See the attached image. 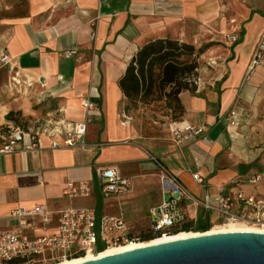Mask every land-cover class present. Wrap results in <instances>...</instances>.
Masks as SVG:
<instances>
[{"label": "crops", "instance_id": "1", "mask_svg": "<svg viewBox=\"0 0 264 264\" xmlns=\"http://www.w3.org/2000/svg\"><path fill=\"white\" fill-rule=\"evenodd\" d=\"M29 3L23 13L0 16V52L12 58L10 65L0 61V144L10 127L30 131L49 114L82 120L81 99L89 93L101 110L88 125L87 148H51L50 139L44 137V149L25 150L26 135L13 153L2 158L0 229L17 225L11 217L14 209L36 204L46 205L53 214L46 228L26 230L32 237L55 233L59 211L68 206H94L99 215L124 216L127 221L149 219V208L164 197L158 171L175 175L198 201L214 200L232 188L264 195V180L257 185L249 182L264 171V58L244 82L252 56L264 42V0ZM221 27L239 35L237 41L230 40V34L225 37L228 47L223 49L212 46ZM163 38L199 47L205 41L212 52L220 53L208 84L179 95L184 107L179 120L204 127L202 135L180 142L173 136L171 119L163 124L154 119L163 133H154L155 126L149 123L145 135L143 120L135 108H128L119 84L139 49ZM197 50L200 65L202 55ZM67 51L73 53L67 57ZM232 110L237 111L235 126L227 120ZM109 167L131 179L130 190L120 197L103 196L98 185L97 176ZM68 179L92 181V194L67 198ZM195 187L199 195L192 193ZM184 204L190 219L200 226L222 220L194 199ZM232 210L242 211V204L236 201Z\"/></svg>", "mask_w": 264, "mask_h": 264}, {"label": "built area", "instance_id": "2", "mask_svg": "<svg viewBox=\"0 0 264 264\" xmlns=\"http://www.w3.org/2000/svg\"><path fill=\"white\" fill-rule=\"evenodd\" d=\"M232 41H237L239 35L232 33ZM73 52L67 51L69 57ZM264 58V42L262 41L254 52L245 81L251 78L255 68ZM3 64H11V56L3 52L0 58ZM213 63H216L213 61ZM15 79V78H14ZM197 77L196 82L198 84ZM84 110L82 120L71 121L64 117H55L49 114L35 128L25 131L21 127H10L7 134L1 135L0 165L5 155L13 153L26 135L29 140L24 144L25 150H41L46 147L45 138L50 139L51 148L80 146L87 148L86 141L88 125L94 113L101 110L99 102L89 93L81 99ZM232 125H238L237 111L232 110L227 117ZM173 136L177 142L186 138L202 135L204 127L191 125L185 121H174ZM58 137H62L59 140ZM198 183L203 179L198 173L193 174ZM164 187L162 201L149 208L148 216L150 228L153 232L173 234L169 229L182 228L190 220L185 207L186 199H194L208 210H215L222 218L221 224L240 223L252 226H264V195H248L242 190L231 189V193L221 192L214 200L198 201L191 196L179 179L165 172L161 176ZM264 180V171L256 174L249 182L259 184ZM101 193L105 197L115 195L120 197L130 190L131 179L122 177L115 167L103 169L97 176ZM94 183L90 180L73 181L68 179L65 183L64 195L67 198L87 197L92 194ZM236 201L242 204V211H233ZM60 212L58 229L55 233L32 237L27 229L35 230L39 225L46 228L51 223L52 211L43 204L33 207H18L11 212V217L17 220V225L0 229V264L18 258L24 264H55L65 259L98 254L101 251L121 244L137 241L130 232V225L124 216L99 215L94 206H68ZM220 224V225H221Z\"/></svg>", "mask_w": 264, "mask_h": 264}, {"label": "trees", "instance_id": "3", "mask_svg": "<svg viewBox=\"0 0 264 264\" xmlns=\"http://www.w3.org/2000/svg\"><path fill=\"white\" fill-rule=\"evenodd\" d=\"M199 52L194 44L171 38L156 39L146 43L132 57L119 84L128 100V108L134 109L139 103L164 101L172 111V119L180 121L184 111L179 95L183 90L196 92L199 77ZM194 221L190 219L182 228L169 229L176 234L179 231H192ZM205 223L198 230L205 231ZM142 236L143 241L157 239L161 233L150 230ZM173 235V234H172ZM157 237V238H156ZM6 264H24L22 259L14 258Z\"/></svg>", "mask_w": 264, "mask_h": 264}, {"label": "water", "instance_id": "4", "mask_svg": "<svg viewBox=\"0 0 264 264\" xmlns=\"http://www.w3.org/2000/svg\"><path fill=\"white\" fill-rule=\"evenodd\" d=\"M74 264H264V232L204 233Z\"/></svg>", "mask_w": 264, "mask_h": 264}, {"label": "rangeland", "instance_id": "5", "mask_svg": "<svg viewBox=\"0 0 264 264\" xmlns=\"http://www.w3.org/2000/svg\"><path fill=\"white\" fill-rule=\"evenodd\" d=\"M243 1V0H242ZM25 7L29 10L30 3L29 0H7L6 3H1L0 4V16L4 15H15L19 13H23L25 10ZM229 18V17H228ZM224 28H220V36L218 42H215V45L212 46H218L219 48L221 47L222 49L226 46V42H224L225 37H227L231 31H224ZM211 44H208L204 41V44L202 46H196L200 50V53L202 55L201 62H200V67L199 70L202 71V74H200V77L198 79V87L207 85L208 82L210 81V75L212 70L216 67V63H213V61L219 60L220 59V53L219 52H212V47ZM216 47V48H218ZM2 51L0 52V58L2 55ZM1 61V60H0ZM2 63V62H1ZM136 112H138L139 117L143 120L144 122V133L145 135H148V130H149V123H153L155 126V131L154 133H163L162 129L163 127L160 126L159 124H154L153 120L156 119V121L160 122L163 124L166 120L171 119L172 121H175L172 119V111H170L164 101H152V102H147V103H139L137 107L135 108ZM153 133V132H152ZM158 177L159 179L163 175V172L161 173L158 171ZM194 195H199L200 191L198 187H195L192 191ZM130 225V232L132 235L137 238V241H143L142 236L145 234L151 233V228H150V223L148 217H145L144 219L140 220H129L128 221ZM194 229L192 231L194 232H204L203 230H198L196 229L197 227H200V223L198 222L197 224L194 222ZM221 222H216V223H210V228L215 225H220ZM149 241V240H147Z\"/></svg>", "mask_w": 264, "mask_h": 264}, {"label": "bare ground", "instance_id": "6", "mask_svg": "<svg viewBox=\"0 0 264 264\" xmlns=\"http://www.w3.org/2000/svg\"><path fill=\"white\" fill-rule=\"evenodd\" d=\"M228 231H260V232H264V226L263 227H259V226H252V225H245V224H240V223H233V224H226V225H215L212 226V228H210L207 231L204 232H194V231H179L176 234L173 233L172 234H165L163 236H159V238L157 239H151L149 241H132L129 243H125V244H121L118 246H113V247H109L103 251H101L98 254L92 255V254H88L86 256H82V257H76V258H72V259H65L62 260L60 262H57L55 264H74V263H79V262H83L89 259H95L97 257H102L105 255H110V254H115V253H120L123 251H128L131 249H135L138 247H142L145 245H149V244H153V243H159V242H164V241H169V240H173V239H181V238H187V237H191V236H196V235H201L204 233H218V232H228Z\"/></svg>", "mask_w": 264, "mask_h": 264}]
</instances>
